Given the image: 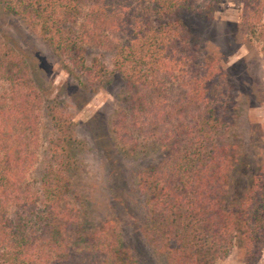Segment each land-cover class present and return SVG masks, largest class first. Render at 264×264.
<instances>
[{
  "label": "trees",
  "instance_id": "trees-1",
  "mask_svg": "<svg viewBox=\"0 0 264 264\" xmlns=\"http://www.w3.org/2000/svg\"><path fill=\"white\" fill-rule=\"evenodd\" d=\"M223 1L0 0L80 86L111 73L86 59L87 48L110 54L122 82L110 141L124 157H160L137 173L136 186L145 210L139 234L163 264H215L235 246L255 262L264 251V163L238 183L232 78L181 19L210 20ZM237 3L239 29L264 59V0ZM28 73L23 53L0 37V264H137L112 222L90 228L84 219L86 199L70 183L81 145L52 106L43 167L26 181L40 103ZM256 97L245 93V105Z\"/></svg>",
  "mask_w": 264,
  "mask_h": 264
},
{
  "label": "rangeland",
  "instance_id": "rangeland-1",
  "mask_svg": "<svg viewBox=\"0 0 264 264\" xmlns=\"http://www.w3.org/2000/svg\"><path fill=\"white\" fill-rule=\"evenodd\" d=\"M238 8L237 0H224L210 20L187 13L181 19L199 40L207 58L217 59L232 78L237 111L232 128L238 158L235 178L238 183H245L261 165L259 162L264 163V59L239 29ZM262 19L264 22V16ZM0 37L23 53L30 82L40 99L35 122L36 159L26 171V181L34 182L43 167L48 139L53 133L45 108L52 106L58 115L70 120L72 136L81 145L76 149V173L70 177V183L72 190L86 199L84 219L88 226L97 228L104 222H112L137 264H163L139 234L145 210L136 186L137 173L156 165L160 157L156 154L124 157L110 141L107 124L116 95L122 89L121 80L112 72L110 54L93 45L87 48L86 59L99 58L111 72L101 85L89 89L78 85L58 67L38 36L1 9ZM245 93L257 96L258 102L247 107ZM215 264H264V251L257 261L248 262L245 248L235 246Z\"/></svg>",
  "mask_w": 264,
  "mask_h": 264
}]
</instances>
